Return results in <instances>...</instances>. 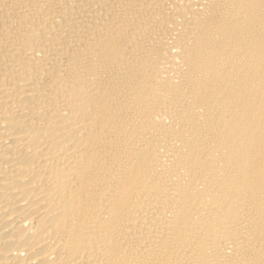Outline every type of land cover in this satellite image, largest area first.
<instances>
[{"label":"bare ground","instance_id":"bare-ground-1","mask_svg":"<svg viewBox=\"0 0 264 264\" xmlns=\"http://www.w3.org/2000/svg\"><path fill=\"white\" fill-rule=\"evenodd\" d=\"M0 264H264V0H0Z\"/></svg>","mask_w":264,"mask_h":264}]
</instances>
